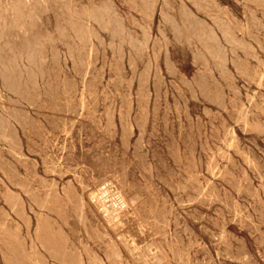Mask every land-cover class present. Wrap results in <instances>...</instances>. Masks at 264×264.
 Here are the masks:
<instances>
[{"label": "rangeland", "instance_id": "rangeland-1", "mask_svg": "<svg viewBox=\"0 0 264 264\" xmlns=\"http://www.w3.org/2000/svg\"><path fill=\"white\" fill-rule=\"evenodd\" d=\"M0 1V264H264V0Z\"/></svg>", "mask_w": 264, "mask_h": 264}, {"label": "bare ground", "instance_id": "bare-ground-1", "mask_svg": "<svg viewBox=\"0 0 264 264\" xmlns=\"http://www.w3.org/2000/svg\"><path fill=\"white\" fill-rule=\"evenodd\" d=\"M11 1H12V0H11ZM15 1H16V0H15ZM47 1H48V0H47ZM53 1H55V0H53ZM60 1H61V0H60ZM60 1H59V2H60ZM65 1H66V0H65ZM147 1H148V0H147ZM150 1H152V0H150ZM163 1H164V0H163ZM165 1H167V0H165ZM173 1H174V0H173ZM200 1H201V0H200ZM0 2H1V1H0ZM3 2H4V1H3ZM6 2H7V1H6ZM6 2H5V3H6ZM8 2H9V1H8ZM17 2H18V1H17ZM20 2H21V1H20ZM34 2H36V1L34 0L33 3H34ZM143 2H144V1H143ZM168 2H170V1L168 0ZM180 2H181V1H180ZM206 2H207V1H206ZM29 3H30V2H28V4H29ZM31 3H32V2H31ZM31 3H30V4H31ZM46 3H47V2H46ZM49 3H50V0H49ZM66 3H67V2H66ZM144 3H146V2H144ZM149 3H150V2H149ZM153 3H154V2H153ZM182 3H183V2H182ZM196 3H197V1H196ZM203 3H204V1H203ZM2 4H3V3H2ZM14 4H15V3H14ZM17 4H18V6L20 5L19 3H16V5H17ZM26 4H27V3H26ZM35 4H36V3H35ZM35 4H33V5L35 6ZM37 4H39V1H38ZM40 4H41V3H40ZM52 4H54V3L52 2ZM60 4H61V3H60ZM62 4H63V1H62ZM71 4H72V3H71ZM146 4H147V3H146ZM165 4H166V2H165ZM165 4H164V7H165ZM167 4L170 5L169 3H167ZM199 4H200V3H199ZM206 4H207V3H206ZM212 4H213V3H212ZM0 5H1V4H0ZM9 5H10V4H9ZM43 5H45V3H44ZM49 5H50V4H49ZM57 5H58V4H57ZM66 5H67V4H66ZM66 5L64 4V6H66ZM147 5H150V4H147ZM153 5L155 6V4H153ZM213 5H214V4H213ZM2 6H3V5H2ZM7 6H8V5H7ZM28 6H29V5H28ZM30 6H31V5H30ZM30 6H29V7H30ZM107 6L109 7V5H107ZM112 6H114V5L112 4ZM195 6H200V5H197V4H196ZM8 7H9V6H8ZM11 7H12V6H11ZM42 7H43V6H42ZM45 7H47V6L45 5ZM55 7H56V6H55ZM59 7H60V6H59ZM62 7H63V6H62ZM62 7H61V8H62ZM101 7H102V6H101ZM101 7H100V8H101ZM149 7H150V6H149ZM166 7H167V6H166ZM170 7H171V6H170ZM0 8H2V7H0ZM21 8H22V7H21ZM57 8H58V7H57ZM70 8H72V7H70ZM70 8H69V9H70ZM103 8H104V7H103ZM103 8H102V9H103ZM195 8H196V7H195ZM197 8H198V7H197ZM199 8H200V7H199ZM199 8H198V10H199ZM219 8H220V7H219ZM18 9H19V8H18ZM42 9H43V8H42ZM42 9H41V10H42ZM48 9H49V8H48ZM65 9H66V8H65ZM65 9H64V10H65ZM96 9H97V8H96ZM105 9L107 10V7H105ZM151 9H152V8H151ZM186 9H187V8H186ZM208 9H209V8H208ZM2 10H3V8H2ZM22 10H23V9H22ZM38 10H39V8H38ZM67 10H68V9H67ZM71 10H72V9H71ZM75 10H76V9H75ZM75 10H74V11H75ZM98 10H99V9H98ZM100 10H101V9H100ZM100 10H99V11H100ZM110 10H111V8H110ZM113 10H114V9H113ZM164 10H166V9H164ZM184 10H185V8H184ZM184 10H183V12H186V11H184ZM206 10H207V9H206ZM216 10H217V9H216ZM5 11H6V10H4V12H5ZM10 11H11V10H10ZM16 11H17V10H15L14 12H16ZM23 11H24V10H23ZM33 11H34V10H33ZM57 11H58V10H57ZM59 11H60V10H59ZM83 11H84V10H83ZM85 11H86V10H85ZM91 11H92V10H91ZM93 11H94V10H93ZM167 11H168V10H167ZM172 11H173V10H172ZM220 11H221V10H220ZM48 12H49V11H48ZM68 12H70V11H68ZM77 12H78V11H77ZM94 12H95V11H94ZM96 12H98V11L96 10ZM110 12L112 13V11H110ZM151 12H152V11H151ZM162 12L164 13V11H162ZM218 12H219V11H218ZM6 13H7V12H6ZM11 13H12V11H11ZM11 13H10V14H11ZM18 13H19V11H18ZM18 13H17V14H18ZM28 13H29V12H28ZM30 13H31V12H30ZM59 13H60V12H59ZM74 13H76V12H74ZM98 13H99V12H98ZM101 13H103V12H101ZM105 13H106V12H105ZM133 13H134V12H133ZM163 13H162V16H165V13H164V15H163ZM219 13H220V12H219ZM19 14H20V13H19ZM37 14H38V12H37ZM37 14H36V15H37ZM41 14H43V16H44V13H41ZM76 14H78V13H76ZM83 14H84V13H83ZM86 14H87V12H86ZM99 14H100V13H99ZM109 14H110V13H109ZM190 14H191V13H190ZM190 14H188V15H190ZM0 15H2V14H0ZM36 15H35V16H36ZM52 15H53V14H52ZM69 15H70V14H69ZM71 15H72V12H71ZM73 15H74V14H73ZM78 15H79V14H78ZM81 15H82V14H81ZM94 15H95V14H94ZM97 15H98V14H97ZM101 15H102V14H101ZM103 15H104V14H103ZM103 15H102V16H103ZM113 15H114V14H113ZM167 15H168V13H167ZM169 15H170V14H169ZM4 16H5V14H4ZM15 16H16V15H15ZM22 16H24V14H22ZM38 16H39V14H38ZM74 16H76V15H74ZM79 16H80V15H79ZM82 16H83V15H82ZM92 16H93V15H92ZM107 16H108V15H107ZM186 16H187V14H186ZM186 16H185V17H186ZM192 16H193V15H191V17H192ZM250 16H251V15H250ZM7 17H9V16H7ZM10 17H11V16H10ZM19 17H20V16H19ZM19 17H18V18H19ZM32 17H33V16H32ZM76 17H77V16H76ZM87 17H89V16H87ZM112 17H113V16H112ZM148 17H149V16H148ZM165 17H166V16H165ZM185 17H183V18L185 19ZM189 17H190V16H189ZM191 17H190V18H191ZM193 17H194V16H193ZM11 18H12V17H11ZM14 18H15V17H14ZM21 18H23V17H20V19H21ZM33 18H34V17H33ZM53 18H54V17H53ZM57 18H58V17H57ZM67 18H68V17H67ZM78 18H79V17H78ZM78 18H77V19H78ZM85 18H86V17H85ZM91 18H92V17H91ZM91 18H90V19H91ZM95 18H96V17H95ZM100 18H102V17L99 16L98 19H100ZM103 18H105V17H103ZM103 18H102V20H103ZM108 18H109V16H108ZM110 18H111V16H110ZM122 18H123V17H122ZM167 18H170V16H169V17L167 16ZM179 18H180V17H179ZM5 19H6V18H5ZM5 19H4V21H5ZM16 19H17V18H16ZM72 19H73V18H72ZM93 19H94V18H92L91 20H93ZM106 19H107V18H106ZM171 19H173V17H172ZM186 19H188V18H186ZM186 19H185V20H186ZM212 19H213V18H212ZM2 20H3V18H2ZM14 20H15V19H14ZM23 20H26V19H23ZM33 20H34V19H33ZM86 20H87V19H86ZM96 20H97V19H96ZM122 20H123V19H122ZM161 20H162V19H161ZM165 20H166V18H165ZM189 20H190V19H189ZM189 20H188V21H189ZM9 21H10V20H9ZM12 21H13V20H12ZM15 21H16V20H15ZM19 21H20V20H19ZM29 21H31V19H30ZM37 21H38V20H37ZM74 21H75V20H74ZM94 21H95V20H94ZM99 21H100V20H99ZM110 21H111V20H110ZM124 21H125V20H124ZM132 21H133V20H132ZM163 21H164V20H163ZM168 21H169V20H168ZM168 21H167V22H168ZM188 21H187V22H188ZM211 21H212V20H211ZM214 21H215V19H214ZM220 21H221V20H220ZM2 22H3V21H2ZM6 22H7V21H6ZM77 22H78V20H77ZM89 22H90V21H89ZM95 22H96V21H95ZM101 22H102V21H101ZM111 22H112V21H111ZM167 22L165 21V23H167ZM170 22H171V20H170ZM172 22H173V21H172ZM172 22H171V23H172ZM194 22H195V18H194ZM221 22H222V21H221ZM224 22H225V21H224ZM8 23H9V22H8ZM11 23H13V22H11ZM14 23H15V22H14ZM14 23H13V24H14ZM24 23H25V22H24ZM39 23H40V22H39ZM81 23H82V22H81ZM81 23H80V24H81ZM92 23H93V22H92ZM97 23H98V22H97ZM97 23H96V24H97ZM112 23H113V22H112ZM120 23H121V22H120ZM122 23H123V22H122ZM163 23H164V22H163ZM217 23H218V22H217ZM217 23L215 22V24H217ZM9 24H10V23H9ZM25 24H26V23H25ZM70 24H71V23H70ZM73 24H75V23H73ZM80 24H79V25H80ZM102 24H103V23H102ZM105 24H106V23H105ZM114 24H115V23H114ZM117 24H118V22H117ZM167 24H168V23H167ZM182 24H183V23H182ZM220 24H222V23H220ZM224 24H225V23H224ZM226 24H227V23H226ZM19 25H20V24H19ZM23 25H24V24H23ZM23 25H22V27H23ZM33 25H34V24H33ZM55 25H56V24H55ZM98 25H100V24H98ZM98 25H97V27H99ZM111 25H112V24H111ZM115 25H116V24H115ZM115 25H114V26H115ZM118 25H119V24H118ZM123 25H124V24H123ZM172 25H173V24H172ZM193 25H194V24H193ZM199 25H200V24H199ZM246 25H247V24H246ZM3 26H4V25H3ZM3 26H2V27H3ZM8 26H9V25H8ZM13 26H14V25H13ZM24 26H25V25H24ZM35 26H36V25H35ZM58 26H59V24H58ZM70 26L75 27V26H73V25H70ZM70 26H69V27H70ZM82 26H83V25H82ZM89 26H90V24H89ZM107 26H108V24H107ZM120 26H121V25H120ZM182 26H185V25H182ZM187 26H189V25H187ZM190 26H191V25H190ZM194 26H196V25H194ZM201 26H202V25H201ZM16 27H18V26L16 25ZM19 27H20V26H19ZM104 27H105V26L103 25L102 28H99V29H101V31H102V29H103ZM112 27H113V25H112ZM117 27H118V26H117ZM123 27H124V26H123ZM172 27H174V26H172ZM175 27H176V26H175ZM197 27H198V26H197ZM216 27H217V25H216ZM223 27H224V26H223ZM5 28H6V26H5ZM5 28H3V29H5ZM23 28H24V27H23ZM57 28H58V27H57ZM80 28H81V26L79 27V29H80ZM85 28H86V27H85ZM113 28H114V27H113ZM120 28H122V27H120ZM164 28H165V27H164ZM178 28H179V26H178ZM178 28H176V30H177ZM183 28H186V26L183 27ZM218 28H219V27H218ZM7 29H8V28H7ZM72 29H73V28H72ZM72 29H71V30H72ZM79 29H77V30L79 31ZM89 29H90V27H89ZM89 29H88V30H89ZM141 29H142V28H141ZM19 30H20V29H19ZM27 30H28V29H27ZM57 30H58V29H57ZM82 30H83V29H82ZM82 30H81V31H82ZM90 30H91V29H90ZM109 30H110V25H109ZM111 30H112V28H111ZM115 30H116V29H115ZM120 30H121V29H120ZM120 30H118V31H120ZM122 30H123V29H122ZM124 30H126V29H124ZM129 30H130V29H129ZM171 30H172V29H171ZM178 30H179V29H178ZM190 30H191V29H189L188 31H190ZM194 30H195V29H194ZM202 30H203V29H202ZM222 30H223V29H222ZM228 30H229V29H228ZM263 30H264V28H263ZM2 31H3V30H2ZM2 31H1V33H2ZM73 31H74V30H73ZM73 31H72V32H73ZM81 31H80V32H81ZM85 31H86V29H85ZM106 31H107V30H106ZM172 31H173V30H172ZM180 31H182V30H180ZM180 31H179V33H180ZM184 31H187V30L184 29ZM191 31H192V30H191ZM247 31H248V30H247ZM23 32H24V30H23ZM82 32H83V31H82ZM92 32H93V31H92ZM94 32H95V31H94ZM129 32H130V31H129ZM161 32H163V31H161ZM206 32H207V31H206ZM219 32H220V31H219ZM223 32H224V31H223ZM227 32H228V31H227ZM230 32H231V31H230ZM230 32H229V33H230ZM25 33H26V32H25ZM73 33H75V31H74ZM76 33H77V31H76ZM109 33H111V31H110ZM112 33H114V31H113ZM119 33H120V34H121V33L123 34V32H119ZM119 33H118V34H119ZM125 33H126V32L124 31V34H125ZM144 33H146V32L144 31ZM197 33H198V32H197ZM203 33H204V31H203ZM229 33H228V34H229ZM78 34L81 35V33H78ZM78 34H75V35H78ZM85 34H86V32H85ZM85 34H84V35H85ZM93 34H94V33H93ZM98 34H99V33H97V35H98ZM115 34L117 35V32H116ZM146 34H147V33H146ZM177 34H178V33H177ZM183 34H184V32H183ZM188 34H189V33H188ZM188 34H187V35H188ZM190 34H191V33H190ZM201 34H202V33H201ZM201 34H200V35H201ZM211 34H214V33H212V31H211ZM211 34H210V38H211ZM215 34H216V33H215ZM228 34H227V35H228ZM246 34H247V32H246ZM80 35H79V37H80ZM87 35H88V34H87ZM97 35H96V36H97ZM125 35H126V34H125ZM131 35H132V34H131ZM159 35H160V34H159ZM165 35H166V34H165ZM181 35H182V34H181ZM187 35H186V36H187ZM198 35H199V34H198ZM202 35H203V34H202ZM247 35H248V34H247ZM98 36H99V35H98ZM120 36H121V35H120ZM163 36H164V35H162L161 37H163ZM173 36H175V35H173ZM188 36H189V35H188ZM193 36H194V35H193ZM204 36H206V35L204 34ZM204 36H203V37H204ZM212 36H213V35H212ZM214 36H216V35H214ZM214 36H213V38H214ZM222 36H223V35H222ZM228 36H229V35H228ZM47 37H48V36H47ZM47 37H46V38H47ZM115 37H116V36H115ZM130 37H131V36H130ZM133 37H134V36H133ZM147 37H148V36H147ZM164 37H165V36H164ZM178 37H180V36L178 35ZM198 37L201 38V36H198ZM198 37H197V38H198ZM229 37H230V36H229ZM241 37H242V36H241ZM69 38H70V37H69ZM86 38H87V36H86ZM97 38H98V37H97ZM99 38H101V37L99 36ZM122 38H124V37H122ZM144 38H145V37H144ZM173 38H174V37H173ZM182 38H183V37H182ZM182 38H181V39H182ZM200 38H199V39H200ZM204 38H205V37H204ZM207 38H209V37H207ZM207 38H206V39H207ZM210 38H209V40H211ZM215 38H216V37H215ZM0 39H2V38L0 37ZM44 39H45V38H43V40H44ZM50 39H51V38H50ZM53 39H54V38H53ZM64 39H65V38H64ZM67 39H68V38H67ZM73 39H74V38H73ZM84 39H85V38H84ZM117 39H118V38H117ZM127 39H128V38H127ZM185 39H186V37H185ZM191 39H192V38H191ZM199 39H198V40H199ZM202 39H203V38H202ZM223 39H224V38H223ZM225 39H227V38L225 37ZM231 39H232V38H231ZM36 40H37V38H36ZM47 40H48V38H47ZM47 40H46V41H47ZM65 40H66V39H65ZM68 40H70V39H68ZM76 40H77V38H76ZM87 40H88V38H87ZM87 40H86V41H87ZM104 40H105V39H104ZM121 40H122V39H121ZM121 40H118V42L121 41ZM125 40H126V39H124L123 41H125ZM130 40H132V38H130ZM130 40H129V41H130ZM138 40H139V39H138ZM145 40H146V39H145ZM165 40H166V39H165ZM165 40H164V41H165ZM214 40H215V39H213L212 41H214ZM216 40L218 41V39H216ZM37 41H38V40H37ZM40 41H41V40H40ZM82 41L85 42V40H83V39H82ZM91 41H92V40H91ZM96 41H98V40H96ZM100 41H101V40H100ZM112 41H113V40H112ZM136 41H137V40H136ZM147 41H148V40H147ZM168 41H169V39H168ZM175 41H176V40H175ZM189 41H190V40H189ZM225 41H226V40H225ZM227 41H229V40H227ZM233 41H235L234 38L232 39L231 42H233ZM35 42H36V41H35ZM74 42H75V41H74ZM78 42H81V39H80V41H78ZM130 42H131V41H130ZM176 42H177V41H176ZM180 42H181V41H180ZM210 42H211V41H210ZM214 42H215V41H214ZM38 43H40V42H38ZM51 43H52V42H51ZM114 43H115V42H114ZM114 43H113V44H114ZM124 43H125V42H124ZM131 43H132V42H131ZM133 43H134V42H133ZM136 43H137V42H136ZM139 43H141V42H139ZM168 43H169V42H168ZM178 43H179V42H178ZM178 43H177V44H178ZM198 43H199V42H198ZM201 43H202V42H201ZM203 43H204V42H203ZM218 43H219V42H218ZM227 43H228V42H227ZM239 43H240V42H239ZM36 44H37V43H36ZM36 44H35V45H36ZM42 44H43V43H42ZM47 44H48V43H47ZM79 44H80V43H79ZM102 44H103V43H102ZM102 44H101V45H102ZM122 44H123V43H122ZM134 44H135V43H134ZM145 44L148 45V42L145 43ZM186 44H187V43H186ZM199 44H200V43H199ZM206 44H207V43H206ZM211 44H213V43H211ZM214 44H216V43H214ZM235 44H236V43H235ZM40 45H41V44H40ZM43 45H44V44H43ZM110 45H111V43H110ZM115 45H116V44H115ZM132 45H133V44H132ZM138 45H139V44H138ZM138 45H137V46H138ZM165 45H166V44H165ZM188 45H189V42H188ZM228 45H229V44H228ZM0 46H1V45H0ZM111 46H113V45H111ZM133 46H134V45H133ZM133 46H132V47H133ZM189 46H190V45H189ZM205 46L207 47V45H205ZM212 46H213V45H212ZM216 46H217V44H216ZM235 46H237V45H235ZM243 46H244V45H242V47H243ZM34 47H35V46H34ZM37 47H38V46H37ZM44 47H45V46H44ZM91 47H92V46H91ZM109 47H110V46H109ZM132 47H131V48H132ZM135 47H136V46H135ZM135 47H134V49H135ZM143 47H144V46H143ZM146 47H147V46H146ZM183 47H184V46H183ZM194 47L196 48L197 46H194ZM199 47H200V46H199ZM206 47H205V49H206ZM239 47H240V45H239ZM249 47H250V46H249ZM258 47H259V46H258ZM42 48H43V47H41V49H42ZM119 48H120V47H119ZM213 48H214V47H213ZM219 48H220V47H219ZM234 48H235V47H234ZM237 48H238V46H237ZM246 48H247V47H246ZM23 49H24V47H23ZM76 49H77V48H76ZM109 49H111V47H110ZM123 49H124V48H123ZM137 49H138V48H137ZM142 49H143V48H142ZM147 49H148V47H147ZM172 49H173V48H172ZM196 49H197V48H196ZM196 49H195V50H196ZM235 49H236V48H235ZM259 49H260V48H259ZM34 50H35V49H34ZM36 50H37V49H36ZM112 50H113V49H112ZM140 50H141V49H140ZM145 50H146V49H145ZM187 50H188V48H187ZM219 50H220V49H219ZM226 50H227V49H226ZM226 50H225V52H226ZM68 51H69V50H68ZM110 51H111V50H110ZM113 51H114V50H113ZM132 51H133V50H132ZM192 51H193V49H192ZM196 51H197V50H196ZM210 51H211V50H210ZM217 51H218V50H217ZM24 52H26V51H24ZM40 52H41V50H40ZM69 52H70V51H69ZM118 52H119V51H118ZM120 52H121V51H120ZM143 52H144V51H143ZM145 52H146V51H145ZM160 52H161V51H160ZM208 52H209V51H208V49H207V53H208ZM211 52H212V51H211ZM214 52H215V51H214ZM218 52H219V54H220V53H221V50L218 51ZM223 52H224V50H223ZM225 52H224V53H225ZM230 52H231V51H230ZM27 53H28V52H27ZM35 53H36V52H35ZM129 53H130V51H129ZM133 53H134V52H133ZM136 53H137V51H136ZM195 53H196V52H195ZM197 53H198V52H197ZM73 54H74V53H73ZM120 54H121V53H120ZM143 54H145V53H143ZM158 54H159V53H158ZM198 54H199V53H198ZM198 54H197V56H198ZM211 54H212V53H211ZM231 54H232V53H231ZM30 55H33V53L30 54ZM30 55H26V56L29 57ZM38 55H40V54H38ZM41 55H44V54L41 53ZM41 55H40L39 57H41ZM146 55H148V54H146ZM207 55H208V54H207ZM209 55H210V54H209ZM215 55H217L216 52H215ZM35 56H36V55H35ZM44 56H45V55H44ZM71 56H72V55H71ZM131 56H132V55H131ZM194 56H196V55H194ZM200 56H201V55H200ZM200 56H199V57H200ZM212 56H213V55H212ZM218 56H219V55H218ZM222 56H223V55H222ZM224 56H226V55L224 54ZM235 56H236V55H235ZM0 57H1V55H0ZM2 57H3V56H2ZM19 57H20V56H19ZM27 57H26V58H27ZM46 57H48V56H46ZM56 57H57V56H56ZM65 57H66V56H65ZM145 57H146V56H145ZM145 57H144V58H145ZM155 57H156V56H155ZM210 57H211V56H209V58H210ZM216 57H217V56H216ZM32 58H33V57H32ZM32 58H31V59H32ZM35 58H36V57H35ZM42 58H44V57H42ZM48 58H49V57H48ZM51 58H52V57H51ZM76 58H77V57H76ZM89 58H90V57H89ZM193 58H194V57H193ZM200 58H201V57H200ZM214 58H215V57H214ZM214 58L212 57V59H214ZM221 58H222V57H221ZM221 58H220V59H221ZM20 59H21V57H20ZM22 59H23V58H22ZM52 59H53V58H52ZM66 59H67V58H66ZM132 59H133V58H132ZM136 59L138 60L137 57H136ZM154 59H155V58H154ZM197 59H198V58H197ZM218 59H219V58H217V60H218ZM224 59H225V57H224ZM224 59H222V60L225 61L226 59H225V60H224ZM227 59H228V58H227ZM230 59H231V58H230ZM198 60H199V59H198ZM202 60H203V59H202ZM205 60H206V59H205ZM2 61H5V60H2ZM26 61H28V60H26ZM36 61H37V60H36ZM55 61H56V59H55ZM65 61H66V60H65ZM140 61H141V60H140ZM200 61H201V60H200ZM203 61H204V60H203ZM239 61H240V60H239ZM0 62H1V61H0ZM40 62H41V61H40ZM43 62H44V61H43ZM52 62H53V61H52ZM71 62H72V61H71ZM75 62H76V61H75ZM147 62H149V61H147ZM212 62H213V61H212ZM225 62H226V61H225ZM225 62H224V63H225ZM227 62H228V60H227ZM44 63H45V62H44ZM139 63H140V62H139ZM197 63H198V62H197ZM215 63H216V61H215ZM2 64H3V63H2ZM29 64H30V63H29ZM34 64L37 65L36 62H35ZM140 64H141V63H140ZM207 64H209V63H207ZM222 64H223V62H222ZM231 64H232V62H231ZM5 65H6V64H5ZM38 65H39V64H38ZM204 65H205V64H204ZM213 65H214V64H213ZM232 65H233V64H232ZM1 66H3V65H1ZM218 66H219V65H218ZM224 66H225V65H224ZM239 66H240V65H239ZM33 67H35V65H34ZM146 67H147V66H146ZM205 67H207V66H205ZM209 67H210V66H209ZM220 67H221V66H220ZM3 68H4V67H3ZM88 68H89V67H88ZM143 68H144V67H143ZM34 69H35V68H33V70H34ZM44 69H45V68H44ZM148 69H149V68H148ZM148 69H147V70H148ZM219 69H220V68H219ZM219 69H218V70H219ZM223 69H224V68H223ZM241 69H243L242 66H241ZM39 70H40V67H39ZM45 70H46V69H45ZM131 70H132V69H131ZM149 70H150V69H149ZM216 70H217V69H216ZM234 70H235V69H234ZM263 70H264V69H263ZM1 71H2V70H1ZM5 71H6V70H5ZM9 71H10V70H9ZM9 71H7V73H8ZM40 71H41V70H40ZM204 71H205V70H204ZM220 71H221V70H220ZM227 71H228V70H226V72H227ZM259 71H260V70H259ZM3 72H4V71H3ZM145 72H146V70H145ZM199 72H200V71H199ZM215 72H216V71H215ZM222 72H223V71H222ZM235 72H236V71H235ZM240 72H241V71H240ZM4 73H5V72H4ZM20 73H21V72H20ZM25 73H26V72H25ZM31 73H32V72H31ZM31 73H30V74H31ZM49 73H50V72H49ZM201 73H203V72H201ZM201 73H200V74H201ZM218 73H219V72H218ZM236 73H237V72H236ZM16 74H17V73H16ZM34 74H35V71H34ZM156 74H157V73H156ZM160 74H161V73H160ZM2 75H3V74H2ZM8 75H9V74H8ZM20 75H21V74H20ZM26 75H27V73H26ZM42 75H44V74L42 73ZM203 75H204V74H203ZM261 75H262V74H261ZM22 76H23V75H22ZM22 76H21V77H22ZM45 76H46V75H45ZM209 76H210V75H209ZM18 77H19V76H18ZM29 77L31 78V75H30ZM36 77H37V79H39V78H38V75H36ZM41 77H42V76H41ZM85 77H86V76H85ZM134 77H135V76H134ZM144 77H145V76H144ZM148 77H149V75H148ZM202 77L204 78V76H202ZM205 77H206V76H205ZM34 78H35V77H34ZM40 79H41V78H40ZM43 79H45V78H42L41 80H43ZM145 79H146V78H145ZM145 79H144V81H146ZM159 79H160V78H159ZM204 79H205V78H204ZM213 79H214V78H213ZM213 79H212V80H213ZM29 80H30V79H29ZM84 80H85V78H84ZM138 80H140V79H138ZM215 80H216V79H215ZM231 80H232V79H231ZM22 81H24V80H22ZM25 81H26V80H25ZM33 81H34V80H33ZM33 81H32V82H33ZM35 81H36V80H35ZM156 81H157V80H156ZM204 81H206V80H204ZM247 81H248V80H247ZM29 82H30V81H29ZM36 82H37V81H36ZM36 82H35V84H36ZM139 82H140V81H139ZM146 82H147V81H146ZM261 82H262V81H261ZM26 83H27V82H26ZM37 83H38V82H37ZM144 83H145V82H144ZM230 83H231V82H230ZM29 84H30V83H29ZM33 84H34V83H33ZM33 84H31V85H33ZM140 84H141V83H140ZM148 84H149V82H148ZM155 84H156V83H155ZM246 84H247V83H246ZM10 85H11V84H10ZM42 85H44V84H42ZM48 85H50V84H48ZM63 85H64V84H63ZM123 85H124V84H123ZM137 85H138V83H137ZM187 85H188V84H187ZM12 86H13V85H12ZM24 86H25V85H24ZM26 86H27V85H26ZM36 86H39V85H38V84L35 85V88H36ZM185 86H186V84H185ZM207 86H208V85H207ZM8 87H9V86H8ZM20 87H21V86H20ZM64 87H65V85H64ZM67 87H68V86H67ZM120 87H121V86H120ZM158 87H159V86H158ZM187 87H188V86H187ZM191 87H193V86H191ZM35 88H34V89H35ZM37 88H38V87H37ZM37 88H36V89H37ZM44 88H45V87H44ZM48 88H49V87H48ZM83 88H84V87H83ZM155 88H156V86H155ZM208 88H209V87H208ZM208 88H207V89H208ZM3 89H4V88H3ZM8 89H9V88H8ZM8 89H7V90H8ZM20 89H21V88H20ZM24 89H25V88H24ZM42 89H43V88H42ZM50 89H51V88H50ZM50 89H49V90H50ZM214 89H215V88H214ZM7 90H6V91H7ZM22 90H23V89H22ZM28 90H29V89H28ZM66 90H67V89H66ZM66 90H64V91L66 92ZM73 90H74V89H73ZM16 91H18V90L16 89ZM83 91H84V90H83ZM191 91H192V90H191ZM1 92H2V91H1ZM21 92H22V91H21ZM23 92H24V91H23ZM38 92H39V91H38ZM45 92H46V90H45ZM45 92H44V95H45ZM129 92H130V91H129ZM147 92H148V91H147ZM7 93H8V92H7ZM26 93H27V91H26ZM52 93H53V92H52ZM56 93H57V91H56ZM56 93H55V94H56ZM207 93H208V92H207ZM235 93H236V92H235ZM46 94H47V93H46ZM50 94H51V92H50ZM53 94H54V93H53ZM176 94H178V93H176ZM17 95H18V92H17ZM65 95H66V94H65ZM205 95H206V94H205ZM253 95H254V93H253ZM1 96H2V95H1ZM47 96H48V95H47ZM177 96H179V95H177ZM190 96H191V95H190ZM35 97H36V94H35ZM81 97H82V96H81ZM145 97H146V96H145ZM158 97H159V96H158ZM195 97H196V95H195ZM245 97H246V96H245ZM8 98H9V97H8ZM18 98H21V96L18 97ZM18 98H17V99H18ZM38 98H39V97H38ZM40 98H41V97H40ZM48 98H49V96H48ZM179 98H180V97H179ZM248 98H250V97H248ZM2 99H4V98H2ZM9 99H10V98H9ZM81 99H82V98H81ZM251 99H252V98H251ZM11 100H12V98H11ZM48 100H50V99H48ZM253 100H254V99H253ZM3 101H4V100H3ZM8 101H9V100H8ZM20 101H21V100H20ZM82 101H83V100H82ZM126 101H127V100H126ZM156 101H157V100H156ZM219 101H220V100H219ZM1 102H2V101H1ZM11 102H12V101H11ZM215 102H216V101H215ZM16 103H17V102H16ZM35 103H36V102H35ZM65 103H66V102H65ZM212 103H213V102H212ZM253 103H255V102H253ZM13 104H14V103H13ZM66 104H67V103H66ZM66 104H65V105H66ZM183 104H184V103H183ZM34 105H35V104H34ZM34 105H33V106H34ZM67 106H68V105H67ZM81 106H82V105H81ZM220 106H221V105H220ZM249 106H250V105H249ZM68 107H69V106H68ZM68 107H67V108H68ZM87 107H88V106H87ZM181 108H182V107H181ZM222 108H223V107H222ZM222 108H221V109H222ZM56 109H57V108H56ZM154 111H155V110H154ZM43 112H44V111H43ZM55 112H56V111H55ZM109 112H110V111H109ZM66 113H67V112H66ZM71 113H72V112H71ZM241 113H242V112H241ZM244 113H246V112H244ZM113 114H114V113H113ZM108 115H110V113H109ZM241 115H242V114H241ZM207 116H208V114H207ZM237 116H238V115H237ZM244 117H245V114H244ZM246 117H247V115H246ZM241 118H242V117H241ZM22 119H23V118H22ZM86 119H87V118H86ZM113 119H114V118H113ZM247 119H248V118H247ZM247 119H246V121H247ZM91 120H92V119H91ZM111 121H112V120H111ZM243 121H244V118H243ZM243 121H242V122H243ZM244 123H245V122H244ZM40 124H41V123H40ZM46 124H47V123H46ZM60 124H61V123H60ZM100 124H101V123H100ZM107 124H108V123H107ZM49 125H50V124H49ZM65 125H67V123H65ZM111 125H113V124H111ZM111 125H110V127H111ZM122 125H123V124H122ZM36 126H37V125H36ZM248 126L250 127V125H247V127H248ZM28 127L30 128V126H28ZM62 127H63V125H62ZM256 127H257V126H256ZM260 127H261V125H260ZM25 128H26V127H25ZM66 128H67V127H66ZM120 128H121V127H120ZM34 129H35V128H34ZM36 129H37V128H36ZM43 129H44V128H43ZM260 129H262V128H260ZM31 130H32V129H31ZM121 130H122V129H121ZM243 130H244V129H243ZM245 130H246V129H245ZM7 131H9V133H10V130H7ZM64 132H66V131H64ZM70 132H71V131H70ZM105 132H106V131H105ZM139 132H140V131H139ZM225 133H226V132H225ZM6 134H7V133H6ZM48 134H49V133H48ZM68 134H69V133H68ZM8 135H9V134H8ZM30 135H31V134H30ZM225 135H226V134H225ZM49 136H50V135H49ZM51 136H52V134H51ZM9 137H10V136H9ZM44 137H45V136H44ZM2 138H3V137H2ZM11 138H12V137H11ZM49 138H50V137H49ZM56 138H57V137H56ZM220 138H221V137H220ZM237 138H238V137H237ZM0 139H1V138H0ZM5 139H6V137H5ZM5 139H4V140H5ZM12 139H13V138H12ZM14 139H15V138H14ZM47 139H48V138H47ZM71 139H72V138H71ZM140 140H142V139H140ZM140 140H139V142H140ZM224 140H225V138H224ZM235 140H236V139H235ZM7 141H8V140H7ZM14 141H15V140H14ZM227 141H228V140H227ZM141 142H142V141H141ZM222 142H223V141H222ZM237 142H239V141H237ZM5 143H7V142L5 141ZM5 143H4V144H5ZM9 143H10V142H9ZM16 143H17V142H16ZM233 143H234V142H233ZM233 143H232V144H233ZM7 144H8V143H7ZM137 144H138V143H137ZM227 144H228V143H227ZM238 144H239V143H238ZM19 145H20V143H19ZM139 145H140V144H139ZM9 146H10V144H9ZM11 146H14V145L11 144ZM11 146H10V147H11ZM21 146H22V145H21ZM124 146H125V145H124ZM141 146H142V145H141ZM230 146H231V145H230ZM232 146H233V145H232ZM236 146H237V145H236ZM54 147H55V146H54ZM81 147H82V146H81ZM126 147L128 148V146H126ZM228 147H229V146H228ZM12 148H14V147H12ZM15 148H16V146H15ZM225 148H227V147H225ZM231 148H232V147H231ZM8 149H9V148H8ZM16 149H17V148H16ZM18 149H19V148H18ZM229 149H230V148H229ZM239 149H240V148H239ZM141 150H142V149H141ZM217 150H218V149H217ZM230 150H231V149H230ZM14 151H15V150H14ZM52 151H53V150H52ZM81 151H82V150H81ZM136 151H137V150H136ZM236 151H239V150H236ZM7 152H9V151H7ZM11 152H12V151H11ZM15 152H16V151H15ZM53 152H54V151H53ZM240 152H241V151H240ZM179 153H180V152H179ZM217 153H218V152H217ZM221 153H222V152H221ZM248 153H249V152H248ZM2 154H3V153H2ZM12 154H13V153H12ZM12 154H11V155H12ZM72 154H73V153H72ZM214 154H215V153H214ZM240 154H242V153H240ZM8 155H9V154H8ZM19 155H22V154H19ZM19 155H18V156H19ZM62 155H63V154H62ZM217 155H218V154H217ZM219 155H220V154H219ZM222 155H225V154H222ZM243 155H244V154H243ZM13 156H14V155H13ZM15 156H16V154H15ZM15 156H14V157H15ZM212 156H213V155H212ZM225 156H226V155H225ZM54 157H55V156H54ZM179 157H180V156H179ZM214 157H215V156H214ZM231 157H232V156H231ZM20 158H21V157H20ZM244 158H245V157H244ZM248 158H249V157H248ZM0 159H1V157H0ZM180 159H181V158H180ZM240 159H241V158H240ZM250 159H251V158H250ZM138 160H139V159H138ZM198 160H199V159H198ZM210 160H211V159H210ZM224 160H225V159H224ZM248 160H249V159H248ZM25 161H26V160H25ZM243 161H244V160H243ZM210 163H211V161H210ZM217 163H218V162H217ZM45 164H46V163H45ZM103 164H104V163H103ZM116 164H117V163H116ZM201 164H202V163H201ZM56 165H57V164H56ZM96 166H97V165H96ZM105 166H107V165H105ZM249 166H250V165H249ZM45 167H46V166H45ZM124 167H125V165H124ZM209 167H210V165H209ZM209 167H208V168H209ZM225 167H226V166H225ZM108 168H109V167H108ZM150 168H151V167H150ZM197 168H198V167H197ZM210 168H211V167H210ZM46 169H48V168L46 167ZM56 169H57V168H56ZM248 169H249V168H248ZM255 169H256V168H255ZM11 170H12V169H11ZM51 170H52V169H51ZM53 170H54V169H53ZM53 170H52V171H53ZM75 170H76V169H75ZM75 170H74V171H75ZM88 170H89V169H88ZM52 171H51V172H52ZM56 171H57V170H56ZM56 171H55V172H56ZM185 171H186V170H185ZM211 171H212V170H211ZM25 172H26V171H25ZM49 172H50V171H49ZM51 172H50V173H51ZM53 172H54V171H53ZM53 172H52V173H53ZM88 172H89V171H88ZM107 172H108V170H107ZM151 172H152V171H151ZM244 172H245V171H244ZM256 172H257V171H256ZM10 173H11V172H10ZM14 173H15V172H14ZM77 173H78V172H77ZM104 173H105V172H104ZM171 173H172V172H171ZM4 174H6V173H4ZM92 174H93V173H92ZM107 174H108V173H107ZM245 174H246V173H245ZM245 174H244V175H245ZM125 175H126V174H125ZM4 176H5V175H4ZM73 176H74V175H73ZM187 176H188V174H187ZM197 176H198V175H197ZM197 176H196V177H197ZM209 176H210V175H209ZM213 176H214V175H213ZM213 176H212V177H213ZM246 176H247V175H246ZM258 176H259V175H258ZM5 177H6V176H5ZM77 177H78V176H77ZM191 177H192V176H191ZM242 177H244V176H242ZM73 178H74V177H73ZM78 178H79V177H78ZM78 178H77V179H78ZM81 178H82V177H81ZM122 178H123V177H122ZM125 178H126V177H125ZM188 178H190V177H188ZM194 178H195V176H194ZM260 178H262V177H260ZM181 179H182V178H181ZM190 179H192V178H190ZM246 179H247V178H246ZM262 179H263V178H262ZM262 179H261V180H262ZM18 180H19V179H18ZM94 180H95V179H94ZM120 180H121V179H120ZM234 180H237V179H234ZM43 181H44V180H43ZM53 182H54V181H53ZM53 182H52V183H53ZM81 182H82V181H81ZM127 182H128V180H127ZM191 182H192V181H191ZM260 182H261V181H260ZM0 183H1V182H0ZM44 183H45V182H44ZM47 183H48V182H47ZM82 183H83V182H82ZM179 183H180V182H179ZM185 183H186V181H185ZM69 184H71V182H70ZM69 184H68V185H69ZM98 184H99V183H98ZM120 184H121V183H120ZM149 184H150V183H149ZM180 184H182V183H180ZM180 184H179V186H180ZM207 184H208V183H207ZM50 185H51V184H50ZM55 185H56V184H55ZM125 185H126V184H125ZM197 185H198V182H197ZM236 185H237V184H236ZM240 185H241V184H240ZM69 186H70V185H69ZM82 186H83V184H82ZM96 186H97V185H96ZM182 186H184V185H182ZM185 186H186V185H185ZM191 186H192V185H191ZM193 186H194V185H193ZM202 186H203V185H202ZM257 186H258V185H257ZM17 187H18V186H17ZM45 187H47V186H45ZM48 187H49V185H48ZM51 187H52V186H51ZM53 187H54V185H53ZM70 187H71V186H70ZM84 187H85V186H84ZM130 187H131V186H130ZM205 187H206V186H205ZM238 187H239V186H238ZM56 188H58V187H56ZM63 188H64V187H63ZM63 188H62V189H63ZM72 188H73V186H72ZM72 188H71V189H72ZM185 188H186V187H185ZM208 188H209V187H208ZM208 188H207V189H208ZM214 188H215V187H214ZM259 188H260V186H259ZM262 188H263V187H262ZM42 189H43V188H42ZM50 189H51V188H50ZM127 189H128V188H127ZM129 189H130V188H129ZM207 189H206V190H207ZM242 189H243V188H242ZM260 189H261V188H260ZM26 190H27V189H26ZM55 190H56V189H55ZM146 190H147V188H146ZM146 190H145V191H146ZM196 190H197V189H196ZM201 190H202V189H201ZM210 190H211V188H210ZM238 190H239V188H238ZM254 190H255V189H254ZM262 190H263V189H262ZM9 191H10V190H9ZM35 191H36V189H35ZM50 191H51V190H50ZM50 191H49V192H50ZM53 191H54V190H53ZM62 191H63V190H62ZM123 191H124V190H123ZM147 191H148V190H147ZM203 191H204V189H203ZM214 191H215V189H214ZM214 191H213V194H214ZM36 192H37V191H36ZM57 192H58V191H57ZM69 192H70V191H69ZM69 192H68V193H69ZM148 192H149V191H148ZM185 192H186V191H185ZM224 192H225V191H224ZM247 192H248V191H247ZM256 192H257V191H256ZM258 192H259V191H258ZM25 193H26V192H25ZM76 193H77V192H76ZM123 193H124V192H123ZM211 193H212V192H211ZM211 193H210V195H211ZM32 194H33V193H32ZM62 194H63V193H62ZM194 194H195V193H194ZM197 194H199V193H197ZM258 194H259V193H258ZM25 195H26V194H25ZM49 195H50V194H48V196H49ZM56 195H57V194H56ZM150 195H151V194H150ZM202 195H203V194H202ZM224 195H226V194H224ZM8 196H9V195H8ZM27 196H28V195H27ZM31 196H32V195H31ZM34 196H35V194H34ZM77 196H79V195L77 194ZM204 196H205V195H204ZM258 196H259V195H258ZM19 197H20V196H19ZM50 197H51V196H50ZM198 197H199V196H198ZM206 197H208V196H206ZM206 197H205V198H206ZM209 197H210V196H209ZM212 197H213V196H212ZM212 197H211V198H212ZM219 197H220V196H219ZM226 197H227V196H226ZM76 198H77V197H76ZM153 198H154V197H153ZM216 198H218V197H216ZM259 198H260V197H259ZM66 199H67V197H66ZM81 199H82V198H81ZM165 199H166V198H165ZM174 199H175V198H174ZM189 199H192V198H189ZM195 199H196V198H195ZM202 199H203V198H202ZM18 200L20 201V199H18ZM22 200H23V199H22ZM198 200H199V199H198ZM198 200H197V201H198ZM207 200H208V199H207ZM234 200H235V199H234ZM51 201H52V200H51ZM59 201H60V200H59ZM61 201H62V200H61ZM200 201H201V200H200ZM200 201H199V202H200ZM213 201H214V200H213ZM215 201H216V200H215ZM219 201H220V200H219ZM14 202H15V201H14ZM21 202H22V201H21ZM47 202H49V200H48ZM63 202H64V200H63ZM83 202H84V201H83ZM131 203H132V202H131ZM133 203H134V202H133ZM201 203H202V202H201ZM210 203H211V202H210ZM218 203H220V202H218ZM258 203H260V202H258ZM263 203H264V202H263ZM135 204H136V203H135ZM181 204H182V203H181ZM190 204H191V203H190ZM213 204H214V203H213ZM260 204H261V203H260ZM19 205H20V203H19ZM28 205H29V204H28ZM227 205H228V204H227ZM240 205H241V204H240ZM240 205H239V208H240ZM14 206H15V204H14ZM66 206H69V205H66ZM70 206H71V205H70ZM236 206H237V205H236ZM263 206H264V205H263ZM62 207H63V206H62ZM71 207H72V206H71ZM17 208H18V207H17ZM41 208H42V207H41ZM43 208H44V207H43ZM48 208H50V207H48ZM67 208H68V207H67ZM69 208H70V207H69ZM77 208H78V207H77ZM119 208H120V207H119ZM229 208H230V207H229ZM13 209H14V208H13ZM65 209H66V208H65ZM226 209H227V208H226ZM15 210H16V209H15ZM44 210H45V209H44ZM47 210H48V209H47ZM63 210H64V209H63ZM78 210H79V208H78ZM150 210H151V207H150ZM251 210H252V209H251ZM24 211H25V209H24ZM113 211H114V210H113ZM113 211H112V212H113ZM231 211H232V210H231ZM13 212H15V211H13ZM108 212H109V211H108ZM144 212H145V211H144ZM154 212H155V211H154ZM154 212H153V213H154ZM161 212H162V211H161ZM65 213H67V212H65ZM247 213H248V212H247ZM255 213H258V211L255 212ZM14 214H15V213H14ZM59 214H60V213H59ZM83 214H84V213H83ZM162 214H163V213H162ZM260 214H262V213H260ZM40 215H41V214H40ZM40 215H39V216H40ZM81 215H82V214H81ZM139 215H140V214H139ZM153 215H154V214H153ZM243 215H244V214H243ZM22 216H23V213H22ZM25 216H26V215H25ZM37 216H38V215H37ZM151 216H152V214H151ZM249 216H251V215H249ZM65 217H66V216H65ZM83 217H84V216H83ZM175 217H176V216H175ZM175 217H174V218H175ZM8 218H9V217H8ZM16 218H17V216H16ZM41 218H42V217H41ZM59 218H60V217H59ZM79 218H80V217H79ZM85 218H86V217H85ZM235 218H236V217H235ZM250 218H251V217H250ZM252 218H253V217H252ZM11 219H12V218H11ZM36 219H37V218H36ZM48 219H49V218H48ZM63 219H64V218H63ZM86 219H87V218H86ZM115 219H116V218H115ZM253 219H254V218H253ZM39 220H40V218H39ZM39 220H37V221H39ZM78 220H80V219H78ZM83 220H84V219H83ZM156 220H157V219H156ZM241 220H242V219H241ZM249 220H250V219H249ZM37 221H36V222H37ZM52 221H53V219H52ZM85 221H87V220H85ZM115 221H116V220H115ZM115 221H114V222H115ZM145 221H146V220H145ZM157 221H159V220H157ZM217 221H218V220H217ZM254 221H255V220H254ZM8 222H9V221H8ZM43 222H46V221H43ZM47 222H48V221H47ZM60 222H61V221H60ZM80 222H81V220H80ZM149 222H150V221H149ZM155 222H156V221H155ZM251 222H252V221H251ZM142 223H143V222H142ZM169 223H170V222H169ZM235 223H236V222H235ZM260 223H261V222H260ZM29 224H30V223H29ZM39 224H40V223H39ZM41 224H42V223H41ZM65 224H66V223H65ZM67 224H68V223H67ZM83 224H84V223H83ZM156 224H157V223H156ZM0 225H1V224H0ZM6 225H7V224H6ZM100 225H101V224H100ZM157 225H158V224H157ZM162 225H163V224H162ZM186 225H187V224H186ZM241 225H242V224H241ZM250 225H251V224H250ZM254 225H255V224H254ZM43 226H44V225H43ZM144 226H145V225H144ZM164 226H165V225H164ZM173 226H174V224H173ZM216 226H217V225H216ZM256 226H257V225H256ZM3 227H4V226H3ZM51 227H52V226H51ZM155 227H156V226H155ZM174 227H175V226H174ZM240 227H241V226H240ZM0 228H1V227H0ZM57 228H58V227H57ZM164 228H165V227H164ZM216 228H217V227H216ZM219 228H221V227H219ZM222 228H223V227H222ZM224 228H225V227H224ZM244 228H245V227H244ZM249 228H250V226H249ZM260 228H261V227H260ZM41 229H42V227H41ZM97 229H98V228H97ZM156 229H157V228H156ZM165 229H167V228H165ZM175 229H176V228H175ZM255 229H256V228H255ZM26 230H27V229H26ZM50 230H51V229H50ZM217 230H218V228H217ZM225 230H226V229H225ZM256 230H257V229H256ZM3 231H4V229H3ZM19 231H20V230H19ZM42 231H43V230H42ZM62 231H63V230H62ZM62 231H61V232H62ZM85 231H86V230H85ZM98 231H99V230H98ZM153 231H154V229H153ZM175 231H176V230H175ZM185 231H186V230H185ZM220 231H221V229H220ZM222 231H223V229H222ZM222 231H221V232H222ZM95 232H96V231H95ZM118 232H119V231H118ZM256 232H257V231H256ZM5 233H6V232H5ZM34 233H35V232H34ZM56 233H57V232H56ZM8 234H9V233H8ZM39 234H40V233H39ZM39 234H37V235H39ZM57 234H58V233H57ZM62 234H64V233H62ZM256 234H257V233H256ZM258 234H259V233H258ZM20 235H21V234H20ZM29 235H30V234H29ZM34 235H35V234H34ZM49 235H50V234H49ZM225 235H226V234H225ZM0 236H1V235H0ZM8 236H9V235H8ZM105 236H106V234H105ZM170 236H171V234H170ZM174 236L176 237V235H174ZM229 236H230V235H229ZM260 236H261V234L259 235V237H260ZM262 236H264V235H262ZM18 237H19V236H18ZM26 237H27V236H26ZM50 237H51V236H49V238H50ZM56 237H57V236H56ZM67 237H68V236H67ZM86 237H87V236H86ZM98 237H99V236H98ZM179 237H181V236H179ZM27 238H28V237H27ZM30 238H31V237H30ZM57 238H59V237H57ZM89 238H90V237H89ZM166 238H167V237H166ZM260 238H261V240H262V237H260ZM3 239H4V238H3ZM20 239H21V238H20ZM31 239H32V238H31ZM38 239H39V238H38ZM54 239H55V238H54ZM119 239H120V237H119ZM167 239H168V238H167ZM181 239H182V238H181ZM17 240H18V239H17ZM17 240H16V241H17ZM21 240H22V239H21ZM36 240H37V239H36ZM43 240H44V239H43ZM88 240H89V239H88ZM90 240H91V239H90ZM97 240H99V239H97ZM103 240H104V239H103ZM170 240H171V238H170ZM172 240H173V239H172ZM237 240H238V239H237ZM263 240H264V239H263ZM3 241H4V240H3ZM10 241H11V240H10ZM31 241H32V240H31ZM51 241H52V240H51ZM100 241H101V240H100ZM110 241H111V240H110ZM112 241H113V240H112ZM166 241H167V240H166ZM181 241H182V240H181ZM229 241H230V240H229ZM238 241H239V240H238ZM253 241H254V240H253ZM23 242H24V240H23ZM102 242H103V241H102ZM127 242H128V241H127ZM175 242H176V241H175ZM4 243H5V242H4ZM19 243H20V241H19ZM19 243H18V244H19ZM108 243H109V242H108ZM124 243H125V242H124ZM178 243H179V242H178ZM227 243H228V242H227ZM238 243H239V242H238ZM262 243H263V242H262ZM7 244H8V243H6V245H7ZM25 244H26V243H25ZM30 244H31V243H30ZM135 244H136V243H135ZM171 244H172V243H171ZM181 244H182V243H181ZM197 244H198V243H197ZM223 244H224V243H223ZM230 244H231V243H230ZM230 244H229V246H230ZM147 245H148V244H147ZM198 245H199V244H198ZM226 245H227V244H226ZM240 245H241V243H240ZM20 246H21V245H20ZM107 246H108V245H107ZM122 246H123V245H122ZM148 246H149V245H148ZM171 246H172V245H171ZM191 246H192V245H191ZM191 246H190V247H191ZM241 246H242V245H241ZM262 246H264V245H262ZM30 247H31V245H30ZM58 247H59V246H58ZM87 247L89 248V246H87ZM98 247H99V246H98ZM108 247H109V246H108ZM131 247H132V246H131ZM141 247H142V246H141ZM196 247H197V245H196ZM22 248H24V247H22ZM88 248H87V249H88ZM114 248H115V247H114ZM129 248H130V247H129ZM137 248H138V247H137ZM139 248H140V247H139ZM157 248H158V247H157ZM171 248H172V247H171ZM176 248H177V246H176ZM183 248H184V247H183ZM206 248H207V247H206ZM9 249H10V248H9ZM36 249H37V248H36ZM57 249H58V248H57ZM87 249H86V250H87ZM140 249H141V248H140ZM167 249H169V248H167ZM172 249H173V248H172ZM178 249H180V248L178 247ZM184 249H185V248H184ZM229 249H230V248H229ZM32 250H33V252H34V249H33V248H32ZM116 250H117V249H116ZM143 250H144V248H143ZM169 250H170V249H169ZM187 250H188V249H187ZM244 250H245V249H244ZM244 250H243V251H244ZM36 251H37V250H36ZM172 251L174 252V250H172ZM188 251H189V250H188ZM48 252H49V251H48ZM117 252H118V251H117ZM117 252H115V253H117ZM180 252H181V251H180ZM236 252H237V251H236ZM9 253H10V252H9ZM79 253H80V252H79ZM121 253H122V252H121ZM165 253H166V252H165ZM170 253H172V252L170 251ZM181 253H182V252H181ZM181 253H180V254H181ZM238 253H239V252H238ZM238 253H237V254H238ZM244 253H245V252H244ZM13 254H14V253H13ZM28 254H29V253H28ZM33 254H34V253H33ZM33 254H32V255H33ZM54 254H55V253H54ZM56 254H57V253H56ZM58 254H59V253H58ZM111 254H112V253H111ZM113 254H114V253H113ZM143 254H144V253H143ZM185 254H186V253H185ZM207 254H208V253H207ZM119 255H120V254H119ZM119 255H118V258H119ZM133 255H134V253H133ZM162 255H163V254H162ZM176 255H177V254H176ZM181 255H182V254H181ZM219 255H220V254H219ZM240 255H241V254H240ZM244 255H245V254H244ZM27 256H28V255H27ZM34 256H35V255H33V257H34ZM57 256H61V255H57ZM120 256H121V255H120ZM146 256H147V255H146ZM245 256H246V255H245ZM25 257H26V256H25ZM30 257H31V256H30ZM35 257H36V256H35ZM55 257H56V256H55ZM61 257H62V256H61ZM89 257H90V256H89ZM108 257H109V256H108ZM177 257H178V255H177ZM240 257H241V256H240ZM15 258H16V257H15ZM79 258H80V257H79ZM131 258H132V257H131ZM159 258H160V257H159ZM162 258H163V257H162ZM175 258H176V257H175ZM175 258H174V259H175ZM185 258H186V257H185ZM21 259H22V258H21ZM31 259H32V258H31ZM37 259H38V257H37ZM55 259H56V258H55ZM55 259H53V260H55ZM116 259H117V258H116ZM137 259H138V258H137ZM166 259H167V258H166ZM181 259H182V258H181ZM244 259H245V258H244ZM25 260H26V259H25ZM28 260H29V259H28ZM78 260H79V259H78ZM140 260H141V259H140ZM143 260H144V259H143ZM164 260H165V259H164ZM182 260H184V259H182ZM222 260H223V259H222ZM245 260H246V259H245ZM16 261H17V260H16ZM16 261H15V264L17 263ZM37 261H38V260H37ZM62 261H63V260H62ZM102 261H103V259H102ZM119 261H120V259L118 260V262H119ZM133 261H134V260H133ZM162 261H163V260H162ZM165 261H166V260H165ZM165 261H164V262H165ZM176 261H177V260H176ZM187 261H188V260H187ZM242 261H243V260H242ZM93 262L95 263L94 260H93ZM134 262H135V261H134ZM142 262H143V261H142ZM158 262H159V261H158ZM166 262H167V261H166ZM191 262H192V261H191ZM231 262H232V261H231ZM263 262H264V261H263ZM62 263H63V262H62ZM79 263H80V262H79ZM121 263H122V262H121ZM188 263H189V262H188ZM248 263H249V262H248ZM13 264H14V263H13ZM35 264H36V262H35ZM44 264H45V263H44ZM80 264H81V263H80ZM100 264H102V263H100ZM142 264H143V263H142ZM152 264H153V263H152ZM180 264H181V263H180ZM221 264H222V263H221Z\"/></svg>", "mask_w": 264, "mask_h": 264}]
</instances>
